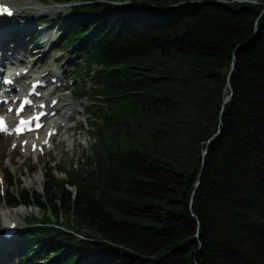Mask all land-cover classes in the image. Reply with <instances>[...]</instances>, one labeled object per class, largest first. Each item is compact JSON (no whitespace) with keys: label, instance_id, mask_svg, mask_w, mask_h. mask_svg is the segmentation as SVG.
<instances>
[{"label":"trees","instance_id":"1","mask_svg":"<svg viewBox=\"0 0 264 264\" xmlns=\"http://www.w3.org/2000/svg\"><path fill=\"white\" fill-rule=\"evenodd\" d=\"M53 1L80 3L56 45L81 59L95 143L66 182L48 168L41 193L7 196L65 228L33 230L28 253L49 238L51 264H264V0Z\"/></svg>","mask_w":264,"mask_h":264},{"label":"rangeland","instance_id":"2","mask_svg":"<svg viewBox=\"0 0 264 264\" xmlns=\"http://www.w3.org/2000/svg\"><path fill=\"white\" fill-rule=\"evenodd\" d=\"M39 1L44 6H49L52 4L50 0ZM60 12L58 9V12L51 14V22H55V19ZM35 13L36 12L34 10H28V13L23 14L25 15L23 17H18V20L25 22L27 17H32ZM18 20L12 22L17 23ZM37 21L38 22H35L34 19H31V29L38 31L42 35L38 43L40 44L42 42L43 44H41V47L37 49L38 47L36 46L38 45V43L35 44L36 46H28L26 44L22 45L21 43H18L20 46V52L25 56L18 57L19 61L21 60V62L18 63L20 67L16 68H18V70H22V68L32 65V63L35 61L31 74L32 77L34 75L43 73H49L48 78L54 75H58L60 77L59 83L61 85V88L56 89L55 95L61 98L60 104L70 103V107H66L64 111H67L68 114L71 115V118L67 119L66 116H59L57 117V119L60 122L64 123L65 127H68L69 129L65 130V128H62L61 131H59L58 135L52 141L53 148L50 147L49 151L45 154L40 152L36 157L34 156V154H32V156L22 154L19 147L16 148V150L10 148L12 140L0 135V175H2L4 169H7V171L13 176L14 181L11 187H8L6 183L3 184V187L1 188L4 189L5 192H17L18 189L20 190V186L24 189L35 188L37 191L41 192L42 185L45 182V176L43 173L44 168L55 166L57 168L60 167L68 169L70 165H76L82 153L87 151L90 144L92 143L85 126L86 103L76 101L75 96L72 94V92L70 93V91H73L76 84H79L80 82L84 83V78L81 76H77L74 80V84H69V80L73 78L75 74L74 68H70V65H67V60L72 58L71 53L55 51L49 56L48 45L53 41L55 34L57 33V25H52L51 23L41 24L42 20ZM36 23L38 24V28H40L41 30H38ZM48 27L49 29H47ZM20 34L22 36V32H20ZM14 44L15 43H13V45ZM9 53L10 50L5 49V54ZM65 65H67V67H69L70 69L65 70V67H63ZM62 67L64 69H61ZM54 86L55 84H53L52 87L46 88L44 91L45 94H48L51 90H53ZM56 176L57 178H64L62 175ZM19 182L21 184L20 186ZM19 208L20 211H16L15 217L8 216V218H12V220H16L19 223L20 232H27L29 231L28 224L26 223L27 216L31 213L38 212L33 208ZM8 209L12 208H7L4 205H0V227L5 222L1 213ZM39 215L41 214L39 213ZM13 255L14 254L7 255L9 258H11L9 264H25L24 260H21L20 257H13ZM2 263L6 264L7 261H2Z\"/></svg>","mask_w":264,"mask_h":264},{"label":"bare ground","instance_id":"3","mask_svg":"<svg viewBox=\"0 0 264 264\" xmlns=\"http://www.w3.org/2000/svg\"><path fill=\"white\" fill-rule=\"evenodd\" d=\"M0 3L2 5H7L10 8L14 9V15L13 18L9 21H4L3 24H0V59L4 56H7L10 58L9 55H6L5 49H9L11 51V60L14 61L15 63H17V53L19 50V47L16 45H13L11 43V38H10V33L7 32L9 31L11 28H18V31L20 32H26L27 31V27L26 25H30L31 22V16L26 18V21L24 23L21 20H18V17H23L25 15L23 14H27L28 10H34L36 11H45L48 13H56L58 12V8L56 6H50V7H46V8H42L40 5H43L42 3H40L39 0H0ZM17 23L12 22V21H17ZM15 71H18L17 68L14 69V71L12 72L13 75H15L16 77V82L17 84H20L22 82L25 81V79L29 78L30 75L32 73V66L29 68L28 73L23 75V72L21 71L20 76H16ZM55 99V98H53ZM49 100V99H48ZM47 102L50 103L51 100H49ZM44 100H40V102H43ZM68 105H63L60 108H55L56 113H60L62 112ZM52 110H54V108H51ZM65 113H62V115H64ZM53 118V117H52ZM49 125L51 126V129L54 128H61L63 127L62 123L56 121L55 119H51L50 118V122ZM45 132V131H44ZM45 134V133H44ZM27 148V147H26ZM30 145L28 148V153H30ZM16 211H20V208H14V209H8L4 212L1 213V215L3 216L4 220H10L8 223L14 222L12 220V218H8V216H14L15 217V213ZM9 247V244L5 241H3L2 239H0V255H6L7 253H9V250H7L6 248ZM1 264H4L1 262ZM6 264H9V262H7Z\"/></svg>","mask_w":264,"mask_h":264},{"label":"water","instance_id":"4","mask_svg":"<svg viewBox=\"0 0 264 264\" xmlns=\"http://www.w3.org/2000/svg\"><path fill=\"white\" fill-rule=\"evenodd\" d=\"M234 69V59H233V61H232V63H231V65H230V71H229V74H228V77H227V87L229 88V90H230V94L225 98V100H224V104L229 100V98L232 96V90H231V86H230V74H231V72H232V70ZM219 133V131L217 132V134ZM216 134V135H217ZM212 140V139H211ZM210 140V141H211ZM210 141H208L207 142V147H206V149L203 151V153H202V156L203 157H205L206 156V154H207V152H208V145H209V143H210ZM198 184H199V178H198V181L195 183V185H194V188H197V186H198ZM194 196V192L192 193V197Z\"/></svg>","mask_w":264,"mask_h":264},{"label":"snow or ice","instance_id":"5","mask_svg":"<svg viewBox=\"0 0 264 264\" xmlns=\"http://www.w3.org/2000/svg\"><path fill=\"white\" fill-rule=\"evenodd\" d=\"M4 12H6L9 15L11 14L10 10L0 8V13H4ZM8 82L10 83V81H8ZM25 103H30V101L26 100ZM21 123H23V121H21ZM37 127H39V125H37ZM6 130H7V128L5 126L4 118H0V131H6ZM17 131H21V129L18 128Z\"/></svg>","mask_w":264,"mask_h":264}]
</instances>
